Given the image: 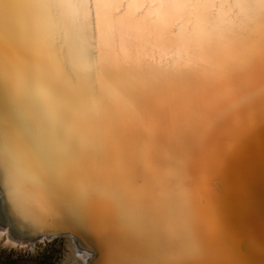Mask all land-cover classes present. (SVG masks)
<instances>
[{
    "label": "bare ground",
    "instance_id": "1",
    "mask_svg": "<svg viewBox=\"0 0 264 264\" xmlns=\"http://www.w3.org/2000/svg\"><path fill=\"white\" fill-rule=\"evenodd\" d=\"M69 1L64 10L59 0H15L31 24L57 41V58L64 57L70 69L69 73H63L68 80H65L67 88L80 91L98 102L105 110L104 115L121 116V122L125 115L120 107L129 110L126 104L131 102V98L126 93L125 99H120L114 90L116 87L135 92L138 88L143 89L149 96L148 109L163 106L170 97L176 101L189 95L199 101L198 110L203 111L201 117L189 111L193 119H182L179 121L181 127L177 125L179 122L176 123L170 135L166 134L171 137L170 142L153 148L156 156L152 159L156 162L146 163V167L155 174L156 184L150 176H144L138 182L151 185V188L145 192H140L141 184L133 188L136 197L150 207L154 221L171 232L145 229L141 235L132 238L119 227L111 204L107 208L111 209V213L104 219L79 217L80 224L101 242L100 255L95 264H167L172 255L173 237L180 233L185 223H190L193 237L204 243L208 251L206 259L199 264H264V180L258 179L261 184L251 185L256 176L248 175H257L260 171L243 170V166L228 155L229 152L224 155L214 150L205 156L206 148H209L200 145L203 138H209L205 134L213 135L215 127L233 128L234 132L220 142L237 158L247 150L237 142L239 134L243 136V132L254 131L256 137L261 130L251 127L242 129V126L255 123L254 109L259 106L264 113V19L257 21L264 16V0H253L254 3L241 0L235 7L237 10L231 13L220 9L219 5L213 7L214 0H185V5L179 6L182 14L173 16L169 8L161 15V11L156 10L152 13L153 17L148 14L150 20L145 15L148 9L144 13L138 9L149 8L151 0H106L109 7L106 2L104 5L101 3L103 0H91V16L82 11L85 0ZM111 6L114 8L111 9ZM65 11L73 18L71 21L64 20L68 19ZM133 15H144L143 25H148L150 21L152 26H158L160 32H166L167 40H170L165 52L155 53L157 62L163 63L147 79L144 75L129 80L121 75L118 78L119 71L108 63L109 58L113 60L115 52H119L122 58L123 55L127 57L121 41L108 43V40L111 36H125V27L121 23L127 24ZM88 16L91 22L87 20ZM252 24L258 30L255 33L248 32ZM90 32L94 35L85 45L82 36ZM174 45H183L190 50L186 55L181 48L172 52ZM221 52L227 56L228 63L221 59ZM127 59L132 62L129 57ZM199 59L198 65L195 61ZM185 61L190 64L183 63ZM217 61L228 66L214 75L211 69ZM112 79L114 82H111ZM99 94L101 96L96 98ZM105 98L111 102L118 101L112 107ZM6 100L7 95L0 90V114L6 134L5 160L8 135L15 134V129L5 117ZM221 111L224 115L218 116ZM204 113H210L217 122L210 118L206 120ZM241 115L244 118H239ZM68 127L67 122L60 126L58 136L61 141ZM189 140L194 144L190 145ZM258 142V145H264V142ZM147 147H153V144ZM212 153L214 158H208ZM223 160L231 166L225 168L221 164ZM79 163L83 168L91 169L96 166L97 160L89 154ZM214 179L218 183H213ZM0 181L6 193L0 215L9 220L15 229L27 230L33 220L37 221L39 216L48 213L58 217L69 216L73 209L82 213L70 201L54 206L50 213L25 191L19 180L20 191L14 194L7 167H0ZM256 221L262 225L257 230L252 229ZM5 231L8 233V230ZM86 256L87 260L91 254Z\"/></svg>",
    "mask_w": 264,
    "mask_h": 264
},
{
    "label": "water",
    "instance_id": "2",
    "mask_svg": "<svg viewBox=\"0 0 264 264\" xmlns=\"http://www.w3.org/2000/svg\"><path fill=\"white\" fill-rule=\"evenodd\" d=\"M59 1L63 9L66 10V3L70 1ZM214 1L213 7L219 5L220 9L222 8L223 11L231 13L237 10L235 7L241 0ZM90 2L91 0H85V3L81 7L84 8L82 9L83 12L85 11L87 15L91 16ZM105 2L106 0L101 1L103 5ZM106 3L109 7L110 4ZM150 3L149 8L144 5V7H140L138 9L140 13H144V10L148 9L145 13L147 16L148 14L152 16L153 11L156 10H160L161 15H164L163 13H166L170 8L171 15L175 16L182 14L181 11L183 10H179V6L185 5V0H151ZM250 3H254V1L250 0ZM113 8L114 6H111V9ZM0 9H2V12H0V48H2L4 54L5 74V84L0 85L1 92L6 94L7 78L9 72L13 71L18 76L20 103L22 106L42 118L51 117L57 133L60 132L62 124L68 123L69 127L62 136L61 142L76 153L78 167L84 175L93 178L100 185L115 177L128 185L132 190L141 184L139 186L140 192L148 191L151 185H146L143 182L139 183L138 181L144 176H150L156 184L155 174L146 167V163L156 162L152 159V156H156L153 148H160V145L166 146L170 142L171 137H167L166 134L170 135L174 125L182 119L185 121V118H192L188 114L189 111H193L194 116L199 114L201 117L203 111L198 110L199 101L189 95L181 97L176 101H174V97H170L163 106H157V108L152 106L148 109L149 96L143 89L138 88L137 92H135L124 90L122 87H116L114 90L120 96V99H125L126 93L131 98V102L126 104L130 108L129 110L120 107L125 115L123 116V122H125L123 124L120 121L121 116L104 115L105 110L98 102L87 98L80 91L66 87L65 80L67 79L63 73H69L70 69L64 61V57L57 58V41L50 37L49 34L42 32L36 25L31 24L15 0H0ZM111 9L109 8V11ZM104 10L107 11V9ZM65 15L68 18H64L65 21L73 19L70 18L66 11ZM90 16L87 17L89 22H91ZM143 16L139 15L136 17L133 15L130 16L127 24H125L126 22L121 23L125 27L124 32L126 37L123 35L119 38L111 36L108 40V43L121 41V44L124 46L123 53L132 61L129 62L125 55L122 58L119 52H115L112 55L113 60L109 58V65L119 71L117 73L118 78L121 75L122 78H128L129 80L135 79L139 75H144V78L147 79L149 76L152 77L151 73L157 72L161 66L160 63H163L157 62V55L155 53L159 54V51L165 52L168 49L170 40H167L166 32H160L157 29L158 26H152L150 21L148 25H143L142 21L145 22L142 19ZM148 18L150 20L149 16ZM263 19L264 16L258 18L257 21H263ZM89 22L87 23L89 24ZM162 22L164 21L162 20ZM166 24L167 22L165 21ZM252 25L248 32L255 33L258 30L254 24ZM89 29L91 31V28ZM91 33L93 32L82 36L85 45L88 39L94 35ZM182 46L174 45L171 47V50L173 52L176 48H181L185 51L184 55H186L190 49ZM89 50L93 52L91 47ZM133 56L135 57L133 58ZM220 56H223L221 59H224L225 63L229 62L224 53L221 52ZM200 61L201 59L195 62L199 65ZM203 61L204 58H202ZM183 63L190 64L189 61ZM227 66L228 64L222 65L217 61L214 68L212 67L211 72L217 75V73L223 71ZM111 82H114V80L112 79ZM69 90L71 91L69 92ZM100 94L96 98H99ZM117 101L118 99L113 100V102L107 100V102H111L112 107ZM254 110L255 123L251 122L248 127L244 124L242 129H249L251 127L250 129L253 130H261H258L259 134L256 137L253 130V132H243V136H241V133L239 134L237 142L247 149L241 156L236 158L234 154L232 155L230 151H227L226 145L220 142L222 138L234 132L233 128L220 129L219 126L215 127L216 130L215 132L213 131V135L205 134L209 138L207 140L203 138L200 145L209 148H206L205 156L214 150H216V153L219 151L224 155H227V152H229L228 155L240 163L243 166V170L247 168L259 170L260 172L257 175L248 174L249 176H256L251 180V185H258L261 184V181L258 179L264 180V153H262L264 145H258L259 140L264 142V113H261L260 106ZM223 115V111L218 114V116ZM5 117L16 133L21 124V114L13 113L9 109L8 98L5 105ZM203 117L206 120L210 118L213 122H217V119L212 118L210 113H204ZM232 118L233 115L230 117V120ZM239 118H244V116L241 115ZM177 125L180 126L182 123L179 122ZM185 128L190 130L187 125H185ZM223 132H225V136H223ZM85 143L93 145V150H87ZM151 143L153 147H147ZM188 143L190 145L194 144L192 140H189ZM89 154L97 160V164L91 169H85L80 165L79 160L83 161L84 156ZM208 158L213 159L214 154L212 153ZM221 164L225 168L231 166V164L224 160ZM241 166H239L240 169ZM214 180L213 183H218L217 180ZM5 196L6 193L0 181V210L5 205V202H3ZM108 206H110L109 201L94 193L86 209L78 206L82 210V213L77 209L71 210L70 217H58L48 213L44 216H39L37 221L33 220L27 230L17 227L15 229L9 220L0 215V229L3 231L8 230V237L18 243H33L39 240L68 235L73 239L79 251L91 254L83 264H95L100 255L101 242L87 231L85 226L80 224L79 217H95L94 220L98 218L104 219L111 213L109 212L111 209L107 210ZM255 224L252 226V229L257 230L259 227H262L258 222L257 228H255ZM253 262L255 263V260Z\"/></svg>",
    "mask_w": 264,
    "mask_h": 264
},
{
    "label": "snow or ice",
    "instance_id": "3",
    "mask_svg": "<svg viewBox=\"0 0 264 264\" xmlns=\"http://www.w3.org/2000/svg\"><path fill=\"white\" fill-rule=\"evenodd\" d=\"M4 84V54L0 48V85ZM6 95L9 109L21 114L19 129L15 135H8L6 160V134L0 114V167H7L14 194L20 191L17 181H22L25 191L51 213L54 206L66 201L86 209L95 193L110 202L119 227L128 236L136 238L145 229L171 232L154 221L150 207L119 179L113 177L100 185L82 173L76 153L61 142L51 117L42 118L21 105L18 76L13 71L7 78ZM85 147L94 148L88 143ZM207 254L205 244L193 237L190 223H185L173 237L172 255L167 264H199Z\"/></svg>",
    "mask_w": 264,
    "mask_h": 264
},
{
    "label": "rangeland",
    "instance_id": "4",
    "mask_svg": "<svg viewBox=\"0 0 264 264\" xmlns=\"http://www.w3.org/2000/svg\"><path fill=\"white\" fill-rule=\"evenodd\" d=\"M87 252L79 251L68 235L33 243H18L0 229V264H81Z\"/></svg>",
    "mask_w": 264,
    "mask_h": 264
}]
</instances>
